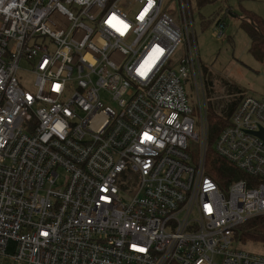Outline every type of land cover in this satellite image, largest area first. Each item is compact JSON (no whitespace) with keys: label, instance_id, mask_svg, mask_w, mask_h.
Listing matches in <instances>:
<instances>
[{"label":"built area","instance_id":"obj_1","mask_svg":"<svg viewBox=\"0 0 264 264\" xmlns=\"http://www.w3.org/2000/svg\"><path fill=\"white\" fill-rule=\"evenodd\" d=\"M192 25L190 0H0L1 258L264 264L235 233L264 223V97L238 96L213 142L245 175L219 189Z\"/></svg>","mask_w":264,"mask_h":264},{"label":"rangeland","instance_id":"obj_2","mask_svg":"<svg viewBox=\"0 0 264 264\" xmlns=\"http://www.w3.org/2000/svg\"><path fill=\"white\" fill-rule=\"evenodd\" d=\"M192 33L196 40V54L199 57L202 83L212 105L223 104L227 99L219 96L264 97V63L257 62L248 52L249 38L241 27L246 15L257 16L264 22V0H217L215 3L195 7L190 0ZM213 20V21H212ZM218 24H223L224 39L216 36ZM184 54L181 47L176 56ZM21 67V83L25 89L33 91L34 77ZM186 92L191 101H196L194 85L187 82ZM247 241V240H246ZM243 243L245 241H242ZM249 242V241H247ZM245 251L263 254L259 245L245 246ZM0 264H10L0 257Z\"/></svg>","mask_w":264,"mask_h":264},{"label":"trees","instance_id":"obj_3","mask_svg":"<svg viewBox=\"0 0 264 264\" xmlns=\"http://www.w3.org/2000/svg\"><path fill=\"white\" fill-rule=\"evenodd\" d=\"M215 1L217 0H194V3L195 7L199 9L201 6L215 3ZM241 22L242 30L249 38L248 52L257 62L264 63V22L257 16L252 15H246ZM238 100L239 97L234 99L226 114L216 112L214 105L210 101L206 104L205 173L212 178L219 189L224 191L227 190L231 183L245 178L244 173L240 172L227 159L218 156L213 149L214 140L223 130L222 128L228 124L230 112ZM193 157L196 159V153H194ZM235 233L240 234L239 238L241 241H258L264 245V223L259 217H253L239 225Z\"/></svg>","mask_w":264,"mask_h":264},{"label":"water","instance_id":"obj_4","mask_svg":"<svg viewBox=\"0 0 264 264\" xmlns=\"http://www.w3.org/2000/svg\"><path fill=\"white\" fill-rule=\"evenodd\" d=\"M257 135H258L261 139H263V141H264V133H263V132H259V133H257Z\"/></svg>","mask_w":264,"mask_h":264}]
</instances>
